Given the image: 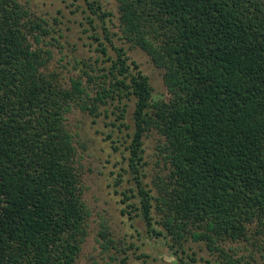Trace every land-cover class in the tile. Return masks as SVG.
<instances>
[{"label": "trees", "instance_id": "1", "mask_svg": "<svg viewBox=\"0 0 264 264\" xmlns=\"http://www.w3.org/2000/svg\"><path fill=\"white\" fill-rule=\"evenodd\" d=\"M86 1L114 51L98 32L112 80L94 97L82 79L67 87L49 71L48 22L21 0H0V264L77 263L92 213L67 117L98 116L116 97L136 100L125 171L135 186L116 190L122 214L142 218L177 264H245L225 246L248 242L253 229L264 253V0H117V14ZM127 44L164 72L168 100L155 101ZM120 112L124 121L128 104ZM152 131L168 166L154 187L145 174ZM100 235L108 248L109 231Z\"/></svg>", "mask_w": 264, "mask_h": 264}, {"label": "rangeland", "instance_id": "2", "mask_svg": "<svg viewBox=\"0 0 264 264\" xmlns=\"http://www.w3.org/2000/svg\"><path fill=\"white\" fill-rule=\"evenodd\" d=\"M21 1L50 26L52 33L44 43L52 54L49 71L58 74L62 84L69 87L73 79H82L91 97L101 87H110L112 77L107 71V57L101 51L100 42L96 40L98 32L110 52L113 54L114 51L105 39L104 24L88 9L86 0ZM99 2L106 11L117 14V0ZM113 20L108 25L118 31L114 29L116 22ZM127 49L149 77L155 101L168 100L170 95L164 84V72L157 69L140 48L127 44ZM131 98L109 99L107 105L100 106L98 116L75 109L67 117V125L75 137L77 158L83 174L84 201L92 213L89 236L76 264H177L165 242L147 233L142 218L131 221L129 215L122 214L123 195L116 190L123 191L130 185L135 186L132 173L125 172L128 169L127 148L135 130L136 100ZM125 104H128V112L123 121L120 109ZM163 142V137L157 131L147 133L144 138L147 162L145 174L148 176L146 183L152 187L155 180L168 173V166L161 153ZM121 178L124 183L119 185ZM103 230L109 231V239L113 241L108 248L104 247L107 241L100 235ZM262 240L263 237L257 236L253 229L248 242L227 244L225 247L227 250L232 249L245 264H264ZM188 247L190 253L194 251L198 257L210 261H215L218 255L211 253L202 244L190 243Z\"/></svg>", "mask_w": 264, "mask_h": 264}]
</instances>
